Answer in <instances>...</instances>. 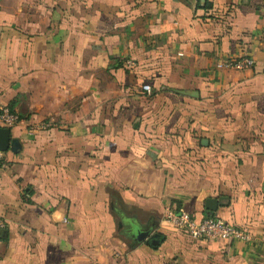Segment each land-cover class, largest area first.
<instances>
[{"label": "crops", "instance_id": "1", "mask_svg": "<svg viewBox=\"0 0 264 264\" xmlns=\"http://www.w3.org/2000/svg\"><path fill=\"white\" fill-rule=\"evenodd\" d=\"M0 104V264H264V0H0Z\"/></svg>", "mask_w": 264, "mask_h": 264}, {"label": "built area", "instance_id": "2", "mask_svg": "<svg viewBox=\"0 0 264 264\" xmlns=\"http://www.w3.org/2000/svg\"><path fill=\"white\" fill-rule=\"evenodd\" d=\"M255 60L249 54H243L238 57H229L226 61H218V66L227 65L237 68H246L253 66ZM142 88L150 91V84L143 83ZM20 121L19 113L7 104H0V126H12ZM3 156V150L0 149V161ZM165 221L172 226L180 229L185 234L194 238L203 239H240L242 241L250 240L251 233L244 227L224 219L220 215H206L196 220L194 215L184 208L170 209L165 215ZM0 217V227H2Z\"/></svg>", "mask_w": 264, "mask_h": 264}, {"label": "water", "instance_id": "3", "mask_svg": "<svg viewBox=\"0 0 264 264\" xmlns=\"http://www.w3.org/2000/svg\"><path fill=\"white\" fill-rule=\"evenodd\" d=\"M18 139L16 137H11L10 135V127L8 126H0V149L5 150L9 146L12 148H15V146H18ZM218 198L215 197H207L205 204L206 207L209 209L208 214L212 215L214 214V211L216 210L218 206ZM146 234V231H140L139 238L143 237Z\"/></svg>", "mask_w": 264, "mask_h": 264}]
</instances>
